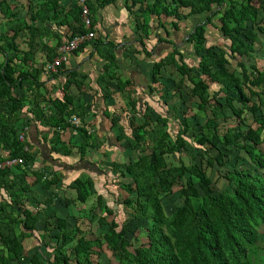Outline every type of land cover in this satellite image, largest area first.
I'll use <instances>...</instances> for the list:
<instances>
[{"label": "trees", "instance_id": "obj_1", "mask_svg": "<svg viewBox=\"0 0 264 264\" xmlns=\"http://www.w3.org/2000/svg\"><path fill=\"white\" fill-rule=\"evenodd\" d=\"M59 1H42L39 8L30 12L29 22L17 17L16 12L8 10L5 24L10 34L7 32L0 34V54L4 58L0 65V97L6 95L10 101L4 114L0 116V146L10 143L7 157L23 159L22 163L16 164L13 168L0 169V191H3L0 197V264H15L20 259L23 253L22 242L34 231L38 218V210L32 211L26 206L23 207L22 195L30 191L31 184L24 179L18 181L12 176L15 174L13 170L16 167L18 169L33 162L34 156L29 151L28 142L19 138L20 133H17L15 125L21 111L22 99L12 96L10 90L27 77H31L33 82L37 81L35 74L22 69L21 63H14L15 58L21 61L29 60L31 55L32 58L34 56L31 51L32 46L29 52L20 51L13 40L20 31L25 29L31 37L42 34L46 30L45 27H41L43 20L49 17L53 20L58 18ZM258 1L260 0H124V5L128 9L139 3V10L143 13L144 19L148 15L155 16L157 26L163 29L161 16L187 19L204 14V19L193 25L184 40L192 45L195 54L199 57L197 74H192L191 67L185 63L182 53L176 49L177 45L173 41L165 40V37L160 39L171 44L174 49L161 61L153 64L152 75L154 77L163 64H174L177 71L190 81L192 94L197 95L201 100L199 109L205 110V105L210 106L211 115L206 118L200 131L192 136L194 143L201 147L209 144L208 148H205L206 152L211 147L216 148L219 142L223 146L233 145L247 154L253 163V168H233L227 178L233 182L234 190L232 193L225 191L215 195L209 177L197 164L189 166L181 164L162 170L160 165L162 155L167 151H179L185 146V137L190 129L185 120L181 121L173 144L167 148L165 143L168 137L167 130L149 128L148 120L133 128L129 137L124 133L119 134L118 140L126 139L131 148L138 152L136 162H113L111 166L113 171V166L115 167V174L118 176L131 177V181L120 183L126 193L134 191L137 195L135 199L124 198L123 203L139 205L140 209L136 217H150L153 221L148 228L147 242L136 247L133 254L127 252L128 244L122 239L124 228L116 231L114 224L109 226L104 239L119 260L128 259L134 264H253L250 250L256 248L257 231L252 222L264 224V177L255 173L256 170H264V155L257 149V145L261 142V132L264 134V116L255 117V122L258 123L256 129L248 128L241 131L236 126L227 128L222 135L218 132V121L219 118H225L226 106L237 120H243L245 111L256 115L259 108L264 107V72L254 64L248 69L243 62H237L236 67L240 69L238 76L227 67L228 53L231 57H236L248 56L254 51V44L258 41L257 31L262 30L257 23L259 7L256 3ZM114 2L115 0H95L94 4L92 0H86L92 15L96 6L103 7ZM4 5L7 8L9 6L4 1L0 3L1 8ZM182 8L187 9L184 14L179 13ZM69 19L81 22L79 0L70 9L69 14H66L64 22H68ZM246 21L250 22L249 26L245 25ZM207 25L214 26L227 38L229 41L227 50L213 45L205 47ZM92 26H94V19ZM80 31L86 30L82 27ZM168 35L165 30V36ZM60 40L61 36H58L57 46ZM110 46H112L111 42L104 44L98 39L93 43L97 54L107 61L98 79L105 95L109 93L107 84L113 78L112 74L108 73L109 68L117 65L114 54L109 50ZM175 54L179 55V61L175 60ZM54 55L55 52L49 59H52ZM15 73H17L16 78ZM68 82L69 79L64 82V88H68ZM209 84L218 86L223 102L216 96H209ZM122 86L123 84H119V87ZM254 95L258 98L257 102H251ZM235 101L240 104V107L234 104ZM52 103L59 117H56L55 113L43 114L38 102L34 103L33 113L35 119L43 117L47 125L54 127L53 141L58 142L61 132L57 130V127L62 130L70 125L63 121L62 111L66 109L69 117L77 116L78 118L82 117L83 112L81 109L69 107L71 99L68 95H64V102L54 99ZM144 115L147 117V113ZM160 121L161 119L158 118L157 123ZM73 125L83 139V145L77 147V153L83 157L86 146L94 148L95 145L89 140L85 124ZM262 139L264 141V138ZM150 146L152 150L158 151L151 156L145 153L146 147ZM53 149L61 154L71 152V149L63 144L56 147L54 143ZM224 156L221 150L215 158L207 156L208 166H213L214 162L223 165ZM0 160H4V157L0 156ZM33 174L35 181L41 183L44 189L56 183L55 174L49 172L46 167L42 169V172L36 170ZM190 175L198 178V185L203 192L202 202L192 200V197H197L199 193ZM151 176L158 177L157 182H151ZM185 177L186 182L181 189L184 196L183 205L175 210L170 222L173 240L167 237L169 243L167 245L163 240L165 235L159 230L162 224L159 203L153 196L157 190H170L176 181L183 180ZM93 185L90 176L75 178L71 187L76 191L77 201L84 202L90 195ZM32 199L35 205L33 208L38 209L39 201L34 196H30V200ZM55 228H57L54 234L57 239V254L53 257V264H101L93 262L91 258L94 241L69 230L64 218L55 219ZM73 241H75L72 246L75 263L71 262L65 249V246ZM39 263L40 260L34 258L31 264Z\"/></svg>", "mask_w": 264, "mask_h": 264}, {"label": "rangeland", "instance_id": "obj_2", "mask_svg": "<svg viewBox=\"0 0 264 264\" xmlns=\"http://www.w3.org/2000/svg\"><path fill=\"white\" fill-rule=\"evenodd\" d=\"M17 2H19V0ZM256 5L259 7L257 23L262 30L257 31L258 41L254 44V51H252L248 56L244 55L236 57H231V55L228 53L229 62L227 67L231 72H234L238 75L240 69L236 67L237 62H243L248 69H250V66L254 64L260 71L264 72V0L258 1ZM16 7H21V4L16 5ZM136 8H134V12H137ZM186 11V8H182L180 13L184 14ZM16 12L20 14L19 11ZM162 19L163 23H167V26L171 28V25L168 22L169 20H167L165 17ZM203 19L204 14L197 15L188 20L182 19V21L178 23L179 31L174 32V36L177 35V38H179L177 39L178 41L175 42L177 45L176 49L178 52L182 53L185 63L191 67L192 74H197L198 72L197 63L199 57L195 54L191 44H189V42H185L184 40H186V37L193 25L202 21ZM148 20L151 28H155L157 22L155 16H150ZM215 21L218 22L217 20ZM79 24L80 22H78L75 27L81 30L82 26ZM245 25L249 26L250 22L246 21ZM3 28L4 19L0 18V29ZM60 36L62 39H66L69 35H66L65 33L60 34ZM156 41V38L153 39L149 43V46H153ZM204 45L205 47L213 45L217 48L221 47L227 49L229 41L214 26L207 25ZM169 47L172 49V46ZM168 73L170 75L163 82L164 88H162V92H156L159 98V104L156 102V100H150L149 102V104L152 106L150 112L154 118L158 113L165 114L168 118L167 128L170 134L168 133V137L165 139L166 148L173 144L174 137L179 129L178 120L184 117L185 114V119L188 120V124L191 126V128L186 134L185 146L183 148H181L179 151H167L162 155V161L160 163L161 167L163 168L162 170L173 166H179L181 164L184 166L197 164L209 177L213 194L217 195L225 191L232 193L234 186L233 182L227 178L228 173L233 171V168L235 167L253 168L252 161L243 150H240L233 145L223 146L222 143L219 142L216 145V148L211 147L206 152L205 148H208L207 146H209V144H207V146L204 145L201 147L200 145L194 143L192 136L193 134L200 131V126L203 125L206 117L211 115L210 109L206 111H198L196 109L197 102L190 95L189 82L187 80L181 81L180 75H178V73L173 68H171ZM28 88L29 87L27 85L24 89L21 88V91L24 92V94H28ZM54 88H57V86L55 85ZM56 90L57 89L53 91V94ZM141 93L138 94L137 91L135 96L138 95V97L142 99L143 96ZM160 95L161 97H159ZM210 95L218 96L223 102V98L220 97L218 92L217 85L209 84V96ZM130 96L131 95L128 93H125L122 96L119 95V97L116 98L119 100V105L116 106L114 110L112 108L108 109L110 111H107L106 115L107 118H112L111 121H116L117 123L120 121L125 122L126 124H122L125 128L124 132L127 134L131 132L129 124H127L131 119L127 112V102ZM257 99L258 98L254 95L252 96L251 102H257ZM4 101L5 100H0V110L5 109L7 106V104H4ZM234 103L236 106H240L238 102L235 101ZM100 105L95 107L97 113H101L103 110V105L101 107ZM27 106L28 103L23 106L20 116L22 120L20 124L25 125L20 127L17 126V133L23 134V140H26L27 129L29 127L28 124H30L28 115L29 109L26 108ZM167 108L173 109L175 112H173V110L170 111ZM225 109L226 118L219 119L218 121V132L220 135H222V133H224L227 128H235L236 126H238L241 131H245L248 128H256L257 123L255 122V117H259L261 115L264 116V107L262 106L256 112V115L246 112L243 116V120H237V118L233 116L228 110L227 106ZM115 115L119 116V118L115 117ZM175 118L177 119L175 120ZM137 120L138 122L140 121L139 119ZM107 123H109V120ZM99 124L100 128L97 133L98 136L100 133L102 135H106L107 127L105 125L101 126V123ZM151 126L156 128L162 127L161 124H152L149 126V128H151ZM118 129L116 130L117 133L119 132ZM95 140L98 144V148L96 150H88L89 153L86 157V161L81 160V165L79 164L80 162L78 160L70 158L63 159L56 154L53 155L55 162L52 164V166L55 165L54 168L57 170L55 172V179L60 187H51L50 189L44 190L40 186V183L35 181V176L33 173L37 170L36 167H38V170L42 172V169L44 168L42 165L45 164V160L43 158H41V160L37 159L39 165L37 163L34 164L33 162H29L27 165L18 169L16 167L13 170L15 174H12V176L15 179H18V181L24 179L31 184L30 191L22 195V200L24 201L23 207L26 206L32 211L38 210V218L34 227L35 229L30 234V236L23 240V253L20 259L15 262V264H31L34 258H38L40 260L39 264H53V257L55 254H57V239L54 234L57 232V228H55V219L58 217L64 218L66 221V227L69 230H73L76 235H83L85 238L94 241V245H92L93 253L91 256L93 262H99L101 264H134L128 259L119 260V257L112 253L110 246L105 242L104 236L108 232L109 226L111 224H114L116 231L124 228L122 239H124L128 244L126 247L127 252L132 254L134 253L136 247L147 242L148 228L153 221L150 217H136L137 212L140 209L139 205L136 206V204L129 205L125 202L123 203L124 198L127 197V200L129 198L135 199L137 196L134 191L131 193H126L122 188V183H120L131 181V177L129 175H127L128 177L118 176L117 174L113 173L115 172V167L113 166L114 171L111 168L113 162H136L138 158V152L136 150L132 151L128 143L125 141L118 143L114 136L111 137V139L109 138V140H107L105 143L103 141L100 142L98 137ZM152 149L153 148L151 146L146 147L145 153L151 156L154 152H158ZM259 149L264 155L263 142L262 144H259ZM220 150L225 154L224 161L222 162L223 165H219L217 162H214L213 166H208L206 161L207 156L215 158L218 154V151ZM62 159L66 160V162L71 165L76 164L75 168L63 169V167H59V164L62 163ZM150 159L153 160L151 157ZM255 173H258V175L264 177L263 169L256 170ZM76 175H79V177L91 175L93 178L92 180L94 187L91 188L90 196L84 202L77 201L75 197V191L71 189L72 179L76 177ZM186 175L188 176L189 174ZM150 179L151 182H157L158 177L151 176ZM190 179L197 187L199 193L197 197H192V200L202 202L201 199L203 192L198 185V178L190 175ZM185 182L186 177L183 178V180L176 181V183L171 186L170 190L155 191L153 196L159 203L160 217H162V224L160 225L159 230L161 234L165 235L163 240H165V244L167 245H169L167 237L170 238V240H173L171 237L172 227L170 222L175 214V210L183 205L184 196L181 193V189L184 188ZM60 184H65V187H61ZM2 193L3 191H0V197ZM30 196H34V198H37L39 201L40 204L38 205V209L33 208L35 205L32 203L33 199L30 200ZM252 223L254 224L253 226L257 231L256 248L250 250L252 251V262L253 264H264V224H256L254 221ZM74 244L75 241L65 246L66 253L71 258V262L73 263H75L72 252V246Z\"/></svg>", "mask_w": 264, "mask_h": 264}, {"label": "crops", "instance_id": "obj_3", "mask_svg": "<svg viewBox=\"0 0 264 264\" xmlns=\"http://www.w3.org/2000/svg\"><path fill=\"white\" fill-rule=\"evenodd\" d=\"M3 1L9 6L8 8L5 7V5L3 6V8L0 7V18L4 19V28L0 29V34H3L5 32L10 34V31L7 30V26L5 24L7 21V11H19L20 14L16 12L17 17L23 18L24 20L29 22L30 12L35 11L36 8H39V4L44 0H19V2H17L18 0H11V2L10 0H0V3ZM92 1L95 4V0ZM77 3L78 0H60L58 7L60 13L58 18L56 20H53L50 17L44 19L41 27H45L46 30H44L42 34H37L34 37H31L28 31L25 29L20 31L13 40L14 45L20 51L29 52V49L32 46L31 51L34 54L32 58L31 54V56H29V60L21 61L19 58H15L14 63H21V65L23 66L22 69L28 70L29 73L35 74V77L37 79L36 82H33L31 77H27L23 79L20 84L10 90V94L12 96L22 99L21 111L19 114V118L15 121V125L16 127L25 125L20 124L22 122L20 116L23 106L28 103V106L26 108L29 109L28 115L30 124H28L29 127L27 129L25 141L28 142L29 151L34 156L33 163H37L39 165L37 159L41 160V158H43L45 160V164L42 165V167H46L49 172L52 171V173L54 174L57 171L54 168L55 165L52 166V164L55 162V160L53 159L54 154L63 159L70 158L78 160L80 162L79 164L81 165L82 161H86V157L89 153L88 150H96L98 148V144L95 140L97 137L99 138L100 142L103 141L104 143L109 140V138L111 139V137L113 136L118 143L122 141L127 142L124 138L118 140V135L124 133L129 137L131 135L132 129L136 126H139L140 124H143L145 120H148L150 125L165 124L162 125L161 128H165V130H167L168 132V118L165 114L162 113L156 114L154 118L150 112L152 106L149 104V102L150 100H156V102L159 104V98L156 92H162V88H164L163 82L170 75L168 71H170L171 68H173L178 73V75H180L181 81L187 80L191 88L190 81L186 77L182 76L177 71L175 65L172 63L163 64L160 67L159 72L154 77L152 75L153 64L155 62L161 61L174 49V47H172V49L169 47L172 46L171 44H168L166 41L160 38L164 39L166 37L165 40L173 41V43L178 41L177 39L179 38H177V35L174 36V32L179 31L178 23L181 22L182 19H177L174 16H161V19L163 17L167 18V20H169L168 22L171 25V28H169L167 26V23H163L164 29L169 34L168 36H165V30L162 27L157 26V22L155 28H151L148 23L150 15H148L144 19L143 13H141V11L139 10V3L134 5V7L128 9L124 5V0H115L113 4L105 5L103 7L97 8L96 6L93 12L95 38L81 44V46L78 47L71 54L69 59L63 64L62 68L58 70L50 68L53 57L52 59H49V57H51L54 52L56 53L57 37L60 36V34L66 33V35L72 36L78 32H81L77 27H75L78 22L74 21L73 19H69V21L66 23L64 22L66 14H69L70 9ZM19 4H21V7L17 8L16 5ZM134 8H136L137 12H134ZM193 17H189L186 20ZM155 38L157 39L156 43L153 46H149V43ZM97 39L102 41L104 44L107 42L112 43V46L109 47V50L114 54L117 63L116 66H111L108 71L109 74H112L113 78L107 84L109 88V93L107 95L102 92L98 83L99 76L103 73V66L107 61L104 58L100 57L99 54H97L96 50L93 48V43ZM144 50L147 53H145ZM3 60L4 58L2 54H0V65L2 64ZM175 60L179 61L178 54H175ZM16 76L17 73L14 74L15 78ZM68 79V88H64V82ZM119 84H123V86L119 87ZM27 85L29 87L28 94H24V92L21 91V88L24 89ZM55 85L57 86V88H54ZM190 88V95L197 102L196 109L198 111H206L210 109V106L208 105H205V110L199 109L201 100L197 95L192 94ZM55 89H57L58 91L56 90L57 92L55 91V93L53 94V91ZM137 91L138 94L142 92V99L138 97V95L135 96L137 94ZM125 93L131 95L127 102V112L131 117V119L127 123L129 124V128L131 129V132L128 134L124 132L125 128L123 124H126L125 122L120 121L117 123L116 121H111V117L107 118L106 116L107 111H110L108 109L112 108L114 110V108L119 105V100L116 98H118L119 95H124ZM219 94L221 97L222 93L219 92ZM64 95H68L71 99V104L69 105V107H75L78 110L81 109L83 115H81V118H78L77 116L69 117L66 109H64L62 111L63 121H66V124L70 125L62 130L57 127V130L61 133L59 136V141L54 142V127L47 125L43 117L40 119H35L33 113V109L35 108L34 103H39L43 114H56V108L53 106L52 100L58 99L64 102ZM159 97H161V95ZM216 97L219 98L218 96ZM0 100H5L4 104H7V106L10 104V101L6 95L0 97ZM219 100L221 101V99ZM97 105H100V107L103 105V110L101 111V113L96 112L95 107ZM7 106L5 107V109L0 110V116L1 114H4ZM168 110L172 111L173 109ZM228 110L233 115L232 111L229 108ZM173 112H175V110H173ZM224 112H226V109ZM246 112L249 111H245L243 113V116ZM145 113H147V117H145ZM59 116V114H56V117ZM185 116L178 120L179 127L182 120H185L188 123V120L185 119ZM115 117L119 118V116L116 115ZM74 118L78 120V124L86 125L85 128L87 129L89 140L95 145L94 148L86 146L85 154L83 157H80V155L77 153V147L83 145V139L73 125L74 122L72 120ZM158 118L161 119V121L157 123ZM137 119H139L140 121L138 122ZM176 119L177 118H175V120ZM108 120L109 123H107ZM99 123H101V126L105 125L107 127L106 135H102L100 133L98 136L97 133L100 128ZM203 125H201L200 127H202ZM257 127L258 123L256 128ZM117 129L119 131L118 133L116 131ZM263 136L264 134L261 132V142L259 144H262V142L264 143L262 139ZM54 143L56 147H60L62 144L67 146L71 149V152L69 154H61L57 152L53 149ZM259 144L257 145V149L262 152L259 149ZM9 145L10 143H7L5 146H0V156H8ZM128 145L133 151L134 149L131 148L129 143ZM63 159L61 160L62 163L59 164V167H63V169L75 168L76 164L71 165ZM63 161H65L66 163ZM36 169L38 170V167H36ZM113 173L115 174V172ZM79 175H76V177L72 179V182L75 178H78ZM90 177L92 178L91 175ZM60 185L61 187H65V184ZM40 186L42 187L41 183ZM57 186L60 187L56 182L49 188H42L44 190H47L51 187L55 188ZM71 189L75 191L74 188L71 187Z\"/></svg>", "mask_w": 264, "mask_h": 264}, {"label": "built area", "instance_id": "obj_4", "mask_svg": "<svg viewBox=\"0 0 264 264\" xmlns=\"http://www.w3.org/2000/svg\"><path fill=\"white\" fill-rule=\"evenodd\" d=\"M81 4V25L86 30L85 32H78L69 38L60 40L57 46L56 53L51 62L50 68L58 70L63 67V64L69 59L71 54L84 42L95 38V30L93 23V17L86 4V0H79ZM74 124H78V120L74 118L72 120ZM21 140L24 139L23 134L19 135ZM23 162L22 158H8L4 157V160H0V169L7 167L13 168L16 164Z\"/></svg>", "mask_w": 264, "mask_h": 264}]
</instances>
